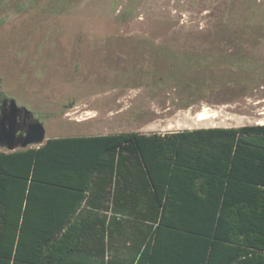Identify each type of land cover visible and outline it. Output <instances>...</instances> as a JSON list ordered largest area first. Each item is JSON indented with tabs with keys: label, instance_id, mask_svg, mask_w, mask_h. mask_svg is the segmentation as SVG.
Here are the masks:
<instances>
[{
	"label": "trees",
	"instance_id": "obj_1",
	"mask_svg": "<svg viewBox=\"0 0 264 264\" xmlns=\"http://www.w3.org/2000/svg\"><path fill=\"white\" fill-rule=\"evenodd\" d=\"M0 264H264V125L0 149Z\"/></svg>",
	"mask_w": 264,
	"mask_h": 264
},
{
	"label": "rangeland",
	"instance_id": "obj_2",
	"mask_svg": "<svg viewBox=\"0 0 264 264\" xmlns=\"http://www.w3.org/2000/svg\"><path fill=\"white\" fill-rule=\"evenodd\" d=\"M34 4L0 32V87L21 105L50 106L46 138L241 126L261 119L264 102H254L264 99V0ZM17 44L18 61L8 64ZM49 48L55 75L45 72ZM225 105L237 108L222 110ZM202 106L221 115L196 121L194 112Z\"/></svg>",
	"mask_w": 264,
	"mask_h": 264
},
{
	"label": "flooded vegetation",
	"instance_id": "obj_3",
	"mask_svg": "<svg viewBox=\"0 0 264 264\" xmlns=\"http://www.w3.org/2000/svg\"><path fill=\"white\" fill-rule=\"evenodd\" d=\"M37 1L39 0H0V32L1 30H4L5 25L11 23V22H15L16 19H18V14L20 13V11L23 9V14L27 13L29 11H31L32 7H34V3H37ZM32 4L34 5H31ZM31 7V8H30ZM50 11L45 10L44 14L49 13ZM62 12V11H61ZM60 12V13H61ZM119 16L123 17L124 13L120 14ZM33 20H35V18H33ZM16 29V25L11 26V28ZM27 27H24L23 30L25 31ZM10 29V28H9ZM19 32V34L17 35V40H18V36H19V40H20V36L21 34L24 33V31ZM28 34L29 37L27 42L29 43L31 40V31L33 30V27L29 26L28 29ZM48 35L45 36V38H47ZM80 42V41H79ZM41 44H44V42H41ZM82 42H80V45H77L76 47L79 48L76 53V58H77V65L76 68L79 69L82 66ZM53 45H55L53 43ZM44 46V45H43ZM19 45L17 44L16 49L12 50V53H10L9 56L6 57V61L8 64H13L16 65L15 62L16 60L18 61V54H19V50H18ZM43 51V49H39L38 47V52L41 54ZM52 50L49 48L47 55H45V65L46 66V75H49L50 72L52 70H54L53 75H55L56 71H57V66H49L48 64V54L51 53ZM48 77V76H47ZM49 104V103H47ZM15 106H23L20 103H18V101L11 96L8 92L4 91L2 89V87H0V128H1V121L3 118V115L6 113H9L13 107ZM25 108L22 109L20 116H19V122H20V127H21V132L24 133L25 130L28 128V126L34 122L35 118H39L40 120H42L45 116L50 114V106L49 105H44V108H34L33 106L29 107V106H24ZM0 149H4L2 147H0Z\"/></svg>",
	"mask_w": 264,
	"mask_h": 264
},
{
	"label": "water",
	"instance_id": "obj_4",
	"mask_svg": "<svg viewBox=\"0 0 264 264\" xmlns=\"http://www.w3.org/2000/svg\"><path fill=\"white\" fill-rule=\"evenodd\" d=\"M24 108V105L15 106L9 113L3 115L0 128V147L11 151L37 146L47 139L44 126L46 116L42 120L35 118L25 132H21L19 116Z\"/></svg>",
	"mask_w": 264,
	"mask_h": 264
},
{
	"label": "bare ground",
	"instance_id": "obj_5",
	"mask_svg": "<svg viewBox=\"0 0 264 264\" xmlns=\"http://www.w3.org/2000/svg\"><path fill=\"white\" fill-rule=\"evenodd\" d=\"M263 102H264V99L255 101L254 102V106L256 105V107H258ZM228 108H230L231 110H235L237 107L234 106V105L233 106L225 105V106H223V109L222 110H224V109L226 110ZM232 112L234 113V111H232ZM260 112H257V114L259 115V118L261 117V119L260 120L257 119L256 123L257 124H263L264 125V111H262L261 113ZM218 115H221V114L216 109H213V108H211L209 106H202L200 109H198V110H196L194 112V117L193 118H195L196 121H208V120H212L213 121L214 119H216L218 117ZM244 118H246V117H244V116H238L237 120L243 121ZM229 119L230 120H235L233 118H229ZM224 122H225V120H224ZM179 123L177 122V124H179Z\"/></svg>",
	"mask_w": 264,
	"mask_h": 264
},
{
	"label": "crops",
	"instance_id": "obj_6",
	"mask_svg": "<svg viewBox=\"0 0 264 264\" xmlns=\"http://www.w3.org/2000/svg\"><path fill=\"white\" fill-rule=\"evenodd\" d=\"M193 128H197V127H193ZM186 129H190V128H186ZM168 131H171V130H168ZM120 132V131H119ZM119 132H114V133H119ZM121 132H125V131H121ZM157 132H159V131H157ZM164 132H167V131H163V132H161V133H164ZM140 133H142V132H140ZM153 133V132H152ZM97 134H109V133H97ZM144 134H150V133H144ZM92 135V134H91Z\"/></svg>",
	"mask_w": 264,
	"mask_h": 264
}]
</instances>
